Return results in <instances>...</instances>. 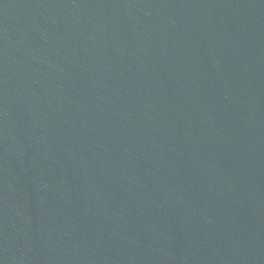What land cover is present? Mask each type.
Returning <instances> with one entry per match:
<instances>
[{
    "label": "water",
    "instance_id": "water-1",
    "mask_svg": "<svg viewBox=\"0 0 264 264\" xmlns=\"http://www.w3.org/2000/svg\"><path fill=\"white\" fill-rule=\"evenodd\" d=\"M0 264H264V0H0Z\"/></svg>",
    "mask_w": 264,
    "mask_h": 264
}]
</instances>
